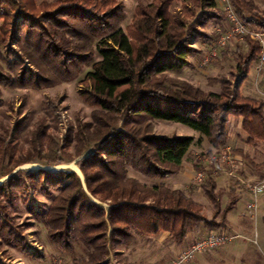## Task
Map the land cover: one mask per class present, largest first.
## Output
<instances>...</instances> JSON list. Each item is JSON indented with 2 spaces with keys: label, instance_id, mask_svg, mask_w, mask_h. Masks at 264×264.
<instances>
[{
  "label": "trees",
  "instance_id": "1",
  "mask_svg": "<svg viewBox=\"0 0 264 264\" xmlns=\"http://www.w3.org/2000/svg\"><path fill=\"white\" fill-rule=\"evenodd\" d=\"M176 1L139 2L137 16L126 31L121 7L112 1L68 0L38 6L36 0H0V19L7 21L0 28V99L4 89L32 85L21 76L19 64L2 54L8 36L28 31L20 42L24 58L42 72L41 83L76 78L95 53L101 57L83 81L82 96L95 109L91 121L77 120L61 145L50 138L44 121L29 132L31 147L26 151L18 144L26 119L0 131V177L10 176L0 185V237L8 244L16 241L19 232L9 221L7 203L28 188L34 195L53 198L47 211L35 212L49 240L64 252L73 253L77 247L85 250L83 257L66 264H110L112 253L121 261L137 234L168 232L181 245L197 225L204 224L210 231L222 225L208 221L204 206L184 191L145 184L129 175L133 170L149 179L165 180L185 171L195 139L158 135V121L191 128L219 150L229 142L231 119H242L247 143L264 142V100L240 92L262 54V44L247 36L245 44L237 45L230 72L233 80H213L221 85L220 93L173 78L169 73L181 71L195 52L191 41L198 29L220 27L226 21L218 0H183L182 8L173 9ZM232 2L245 26L264 33V10L255 1ZM14 13H21L25 22L14 21ZM41 83L33 86L42 89ZM48 104L59 121V102ZM90 148L92 154L79 164L87 191L74 172L38 170L27 174L29 184L13 174L35 159L50 165L63 163ZM235 153L252 167L264 169V162L250 154ZM217 187L211 175L200 185L215 208L214 219L221 215L225 223L235 198L222 209Z\"/></svg>",
  "mask_w": 264,
  "mask_h": 264
},
{
  "label": "rangeland",
  "instance_id": "2",
  "mask_svg": "<svg viewBox=\"0 0 264 264\" xmlns=\"http://www.w3.org/2000/svg\"><path fill=\"white\" fill-rule=\"evenodd\" d=\"M66 1L68 0H36L38 6L42 5V3L53 4L52 6H54V4ZM97 1H112L118 4L121 7L120 13L126 18L123 28L127 31V27L137 16L139 2L147 5L153 0ZM253 1L260 9L264 10V0ZM182 3L183 0H177L173 9L182 8ZM48 6L46 5V9L49 8ZM42 9L45 10V7H42ZM117 13L119 14V11ZM13 16V20H16L17 23L25 22V18L21 13L19 15L14 13ZM190 21L194 22V19H190ZM5 22H7L5 19H0V28ZM226 28L227 24L224 22L220 27L212 24L206 29H198L196 37H193L191 41V48L195 52L188 58V65L181 71L171 72L169 75L173 78L187 81L206 92L220 93L221 85L213 84V80H218L222 77L233 80L230 73L235 67L233 54L237 45H239L234 43L223 50L216 48V42L221 35L218 30L224 31ZM25 32L22 31L20 34L8 36L2 46V54L8 58L10 63L19 64L18 70L21 72V76L25 77L28 83L32 82V85H26L28 87L25 88L4 89L3 97L0 99V131L5 127H13L17 122L26 119V127L18 139V144L24 151L31 147L29 132L38 121L45 122L46 126H48L50 138H54L60 145L68 128L76 124L77 120L82 122L91 121V115L95 109L87 104L82 96L83 92L86 91V85L83 81L86 74L101 60L100 55L95 53L82 66L76 78L71 80L52 78L48 83H41L40 76L42 72L24 58L23 44L20 40L22 41L26 38L28 31ZM260 57L252 64L249 77L242 84L240 92L244 96L264 100V63L261 65ZM205 59H208L206 65L203 64ZM40 83L43 86L42 89H37L33 86L40 85ZM25 99L26 103H24ZM48 102H59V121L52 113L53 111ZM155 130L158 135L176 134L195 139V144L186 159L185 172L187 174L169 176L165 180L149 179L133 170L129 171V175L145 184H165L191 195L204 206L203 215L208 221L215 220L217 224H222L216 230L219 233L233 237L228 245L225 246V249L205 252L198 255L192 262H195L199 257L202 260L221 257L222 259H227L225 264H264V194L258 197L259 208L256 218L251 217L250 212L247 210V205L253 201V196L249 192L248 186L264 181V169L258 170L252 167L235 153V151L246 152L255 158L256 161L262 163L264 162V142L255 146L249 145L247 143V135L242 130L241 119L235 118H232L230 122V139L227 147L219 150H214L209 141L206 138H202L198 132L181 124L158 121ZM92 151L93 149L90 148L82 156L76 157L72 161L53 163L51 165L49 161L35 159L33 162L19 166L13 174L29 184L30 180L27 174L38 170L45 169L53 173L62 171L74 172L79 176L83 188L87 191L79 164L92 154ZM224 153L229 154L230 158L233 159L236 165L235 168L232 169L226 165L220 167L218 160ZM28 164H37L40 169L25 168ZM71 165L76 166L81 175L74 171ZM218 167H220L219 174L213 175L210 168L214 170ZM198 172H206L208 176H213L218 182L217 193L220 197L222 209L226 208L227 202L232 197L235 198L233 210L229 214L232 227L227 230L228 232L225 230L228 219L224 221L225 223H223L221 215L214 219L215 208L213 204L203 194L200 185L194 183V177ZM229 173H232V175H229ZM9 177H0V185L9 180ZM53 194L56 196L58 193L55 191ZM52 199L45 198L41 193L34 195L31 188H28L24 193H20L12 203H7V213L11 216L9 221L14 227L18 228L19 233L16 235V241L13 244H8L4 238L0 237V264H66L72 262L75 257L81 258L85 255V250L82 247H77L73 253L64 252L60 246L55 245L47 237L46 230L42 223L38 221L35 212L42 208L47 211ZM203 226L205 225L200 224L197 227ZM147 238V236L137 234L135 243L129 250L123 252L122 256L124 259L120 261L112 253L110 264H162L163 262H159V260L166 256L165 248H167V242H164L161 246L157 238L151 239L150 242ZM234 248L235 251L232 250Z\"/></svg>",
  "mask_w": 264,
  "mask_h": 264
},
{
  "label": "built area",
  "instance_id": "3",
  "mask_svg": "<svg viewBox=\"0 0 264 264\" xmlns=\"http://www.w3.org/2000/svg\"><path fill=\"white\" fill-rule=\"evenodd\" d=\"M232 1L219 0L220 7L226 19L227 28L224 31L221 29L218 30L221 35L216 42V48L223 50L234 43L243 45L246 43V37L249 36L262 44L263 49L260 57L262 65L264 63V33L245 26L240 20ZM207 63L208 59H205L203 64L206 65ZM218 161L220 167L223 165L231 167L232 169L236 167L235 162L227 153H224ZM220 167L214 170L210 168V171L213 175H218ZM229 175H232V173H229ZM207 177L208 174L206 172H198L193 181L195 184L201 185L206 181ZM248 190L253 196V201L247 205V210L250 212L251 217L256 218L259 208L258 197L264 194V181L249 185ZM232 239V236L226 234L211 233L193 242L168 264H190L198 255L208 251L222 249Z\"/></svg>",
  "mask_w": 264,
  "mask_h": 264
},
{
  "label": "crops",
  "instance_id": "4",
  "mask_svg": "<svg viewBox=\"0 0 264 264\" xmlns=\"http://www.w3.org/2000/svg\"><path fill=\"white\" fill-rule=\"evenodd\" d=\"M241 126H242V119H241ZM185 169H186V167H185ZM183 173L187 174L185 171ZM217 185H219L218 182H217ZM217 189H218V187H217ZM230 200L227 202V205L230 202ZM232 210H233V207L230 210V212ZM230 212L227 214L228 224L226 225V228H225L226 231L230 227H232V224L229 220ZM197 226H199V225H197ZM197 226H195L192 230L189 231L184 243L181 245L175 244V242L171 239L170 234L168 232H161L159 235H156V236H147L148 237L147 239L149 242L151 241V239L157 238L159 245H161V246L163 245L164 242H167V244H166L167 248H165V255L166 256L164 258H162L161 260H159V262H163L162 264H168L169 262L174 260L180 254L181 251L186 249L189 245H191L193 242L197 241L201 237H204V236L209 235V234L214 233V232L219 233L217 230L216 231L215 230L210 231L207 226H203V227H197ZM219 234H223V233H219ZM224 249H225V247H224ZM232 250L235 251V248ZM226 261H227L226 258L222 259L221 257H218V258L213 257L210 260L209 259L202 260V258L199 257V258H197V260L195 262H192L190 264H209V263L210 264H225Z\"/></svg>",
  "mask_w": 264,
  "mask_h": 264
},
{
  "label": "bare ground",
  "instance_id": "5",
  "mask_svg": "<svg viewBox=\"0 0 264 264\" xmlns=\"http://www.w3.org/2000/svg\"><path fill=\"white\" fill-rule=\"evenodd\" d=\"M71 166L73 167L74 171L78 172L81 175L79 169L76 166H73V165H71ZM25 168H30V169L36 170V169H40V166L37 164H28L25 166Z\"/></svg>",
  "mask_w": 264,
  "mask_h": 264
},
{
  "label": "water",
  "instance_id": "6",
  "mask_svg": "<svg viewBox=\"0 0 264 264\" xmlns=\"http://www.w3.org/2000/svg\"><path fill=\"white\" fill-rule=\"evenodd\" d=\"M45 170V169H44Z\"/></svg>",
  "mask_w": 264,
  "mask_h": 264
}]
</instances>
